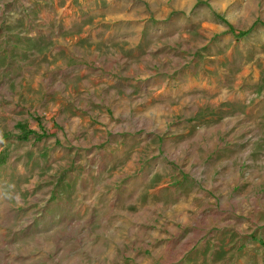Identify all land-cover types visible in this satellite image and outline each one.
Segmentation results:
<instances>
[{"label": "rangeland", "instance_id": "obj_1", "mask_svg": "<svg viewBox=\"0 0 264 264\" xmlns=\"http://www.w3.org/2000/svg\"><path fill=\"white\" fill-rule=\"evenodd\" d=\"M0 264H264V0H0Z\"/></svg>", "mask_w": 264, "mask_h": 264}, {"label": "trees", "instance_id": "obj_2", "mask_svg": "<svg viewBox=\"0 0 264 264\" xmlns=\"http://www.w3.org/2000/svg\"><path fill=\"white\" fill-rule=\"evenodd\" d=\"M247 35H249V32L240 33V34H238V37H240V38H244V37H246ZM28 135H31V134L28 133L27 136L24 137V138H22V139H24V140L27 139V138H28ZM3 139H6V137H4Z\"/></svg>", "mask_w": 264, "mask_h": 264}]
</instances>
